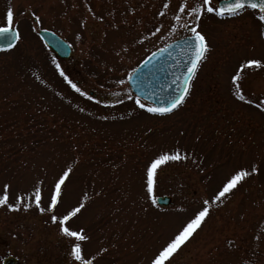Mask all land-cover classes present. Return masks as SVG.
Listing matches in <instances>:
<instances>
[{
    "label": "rangeland",
    "instance_id": "1",
    "mask_svg": "<svg viewBox=\"0 0 264 264\" xmlns=\"http://www.w3.org/2000/svg\"><path fill=\"white\" fill-rule=\"evenodd\" d=\"M180 3L0 0V26L11 8V28L20 35L14 49L0 52V197L6 192L12 205L24 198L16 210L0 205V264L10 256L16 264H74L71 243H81L92 264H149L205 200L210 215L166 264H264L260 14L205 15L199 21L184 15L179 23L198 24L210 46L185 104L159 117L128 98L135 97L127 82L132 69L189 34L180 27L171 31ZM42 29L66 40L72 56L56 58L38 37ZM248 59H259L261 66L241 68ZM163 151L186 157L157 170L153 197H171L168 207L151 202L145 180L146 165ZM253 164L257 174L213 202L235 170L251 171ZM68 168L54 214L84 203L66 222L70 230H85L83 242L64 236L47 211L53 183ZM37 188L44 212L36 207Z\"/></svg>",
    "mask_w": 264,
    "mask_h": 264
},
{
    "label": "snow or ice",
    "instance_id": "2",
    "mask_svg": "<svg viewBox=\"0 0 264 264\" xmlns=\"http://www.w3.org/2000/svg\"><path fill=\"white\" fill-rule=\"evenodd\" d=\"M165 9L169 8V4L165 3L163 5ZM251 10H259V21L264 22V0H225L223 3H219L218 6L213 3V0H197V2H192V0H181V3L178 5L177 13L173 16V20L177 23L171 26V31L176 32L178 27L183 28L191 32V39L185 40V51L191 50L190 59L186 63V72L184 73V80L182 81L183 87L175 94H170L163 102L158 104V106H146L143 103L139 96L132 97L129 96V99H134L135 104L143 110H146L147 113H150L154 116L164 117L166 115H171L174 111H178L186 102L187 97L190 95V90L192 86V81L194 80L197 71L199 69L200 63L206 59L207 53L210 51V46L207 40L206 35L199 30L198 24H194L191 28H189V24L185 21L183 24H180L182 17L186 15L189 18H192L193 21L201 20L205 15H215L218 18L224 17H235L237 15L243 14L244 11ZM164 12H161L160 15H164ZM102 19V18H101ZM39 18L37 17V21ZM14 23V12L13 9L9 8L6 11L4 26H0V51H8L16 46V42L20 40V35L18 31H15L11 28V25ZM157 32L160 31V28L156 29ZM264 35V33H262ZM57 46L61 47L59 42H57ZM170 45H165L164 48L158 49V52L153 53L152 56L144 61V64L149 63L151 60L155 59L158 53L167 52ZM260 67L261 61L259 59H248L245 63L241 64V68L247 67ZM59 67V65H57ZM140 72H143V69H140ZM132 73H137V69L133 68ZM63 76V72L60 73ZM131 78V77H130ZM136 79L142 82V76L137 74ZM239 79V73L232 77L233 82ZM69 83H71L69 81ZM118 83L123 84L124 81H118ZM173 83H176L174 81ZM73 88L76 89L77 92L80 91L79 88L73 84ZM240 100H244V96H239ZM260 107V105H257ZM131 115V113H130ZM107 119V117H105ZM151 129H149V132ZM182 159H186V157H182L179 151L168 152L163 151L157 154L154 158L150 160V162L146 165L145 168V180H146V191L148 197L151 199L153 204L156 203L155 198L153 197L154 187H155V177L157 175V170L161 168V166L167 165L169 162L180 161ZM72 171L71 168L64 170L62 174L58 176V178L53 183V188L50 193V203L48 205L47 211L49 213H53L50 216V220L52 223L59 225L60 232L68 237L73 239L74 241H86L88 237L85 235V230L83 228L79 230H70L68 226H66V222L70 221L71 218L75 217L77 214L81 212L84 208V203H79L77 206L72 207L70 210H66L62 216L55 215V209L58 206L60 199L62 198V187L66 184L67 179L70 178L69 173ZM259 172L258 167L253 164L251 166V171L245 170L244 168H240L235 170L233 174L230 175V178L226 180V182L219 189L217 194L214 197L213 202H222L223 198L226 197L227 194L231 193L234 189H236L241 182H243L250 175L257 174ZM10 187L9 184H5L4 188L8 189ZM42 197V190L37 188L35 191V202L36 207L39 211L44 212L46 209L40 207V200ZM23 197H17L16 205L8 204V196L5 192L3 197H0V205H6L13 210H16L21 206L23 202ZM209 201H204V207L202 210L198 211L194 218L190 219L185 226L182 227L173 238L165 243V245L161 246L160 249L157 250L156 253L150 258L149 264H166L172 255L181 247V245L185 244L193 234L202 227L205 222L206 217L210 215V209L207 206ZM22 206L27 209L29 204L23 203ZM231 243V242H229ZM107 249H100V252H106ZM70 255L74 258L75 262L78 264H92V260L85 259L82 255V246L81 243H71L70 244ZM95 259V257H93Z\"/></svg>",
    "mask_w": 264,
    "mask_h": 264
},
{
    "label": "water",
    "instance_id": "3",
    "mask_svg": "<svg viewBox=\"0 0 264 264\" xmlns=\"http://www.w3.org/2000/svg\"><path fill=\"white\" fill-rule=\"evenodd\" d=\"M225 0L219 1L223 3ZM218 3V4H219ZM14 30V29H13ZM16 31V30H15ZM39 37L62 59L70 57L71 49L69 45L52 32L41 30ZM191 36L178 40L170 44L167 52L158 53L155 59L144 64V60L128 80L132 92L141 99L158 106L170 94L177 93L182 87L186 63L190 59L191 50L185 51V40H190ZM57 42L61 47L57 46ZM158 52V50L156 51ZM154 52V53H156ZM143 69V72H140ZM137 74L142 76V82L136 79ZM176 81V83H173ZM157 203L162 207H168L172 203L171 197L164 196L157 198ZM17 260L9 257L4 260V264H16Z\"/></svg>",
    "mask_w": 264,
    "mask_h": 264
},
{
    "label": "flooded vegetation",
    "instance_id": "4",
    "mask_svg": "<svg viewBox=\"0 0 264 264\" xmlns=\"http://www.w3.org/2000/svg\"><path fill=\"white\" fill-rule=\"evenodd\" d=\"M246 11H252V12H255V13H259V10H251V9H248V10H246ZM245 12V11H244ZM260 14V13H259ZM238 16V15H237ZM237 16H235V17H237ZM224 18H233V17H224ZM187 36V35H186ZM63 39V38H62ZM66 41V40H65ZM152 53V52H151ZM148 56V55H147Z\"/></svg>",
    "mask_w": 264,
    "mask_h": 264
}]
</instances>
